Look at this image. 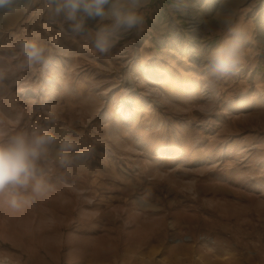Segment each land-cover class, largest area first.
Here are the masks:
<instances>
[{"label": "rangeland", "instance_id": "374dc122", "mask_svg": "<svg viewBox=\"0 0 264 264\" xmlns=\"http://www.w3.org/2000/svg\"><path fill=\"white\" fill-rule=\"evenodd\" d=\"M217 3L191 17L147 10L150 3L143 36L124 37L106 55L44 11L0 13L8 28L0 66L10 70L0 83V128L49 122L95 147L67 169L49 160L54 187L33 206L0 207V264L12 251L65 242L70 233L83 240L76 257L92 264H264V0H240L238 10ZM222 3L251 41L245 63L215 86L214 110L205 113L200 57L223 34L198 25L219 15ZM24 37L48 45L54 71H16L10 53Z\"/></svg>", "mask_w": 264, "mask_h": 264}, {"label": "clouds", "instance_id": "9594fccd", "mask_svg": "<svg viewBox=\"0 0 264 264\" xmlns=\"http://www.w3.org/2000/svg\"><path fill=\"white\" fill-rule=\"evenodd\" d=\"M37 0H0V13L12 12L21 4L30 9ZM49 22L62 21L65 31L87 40L101 55L110 53L121 39L143 36L147 16L145 9L151 0H42ZM219 15L198 26L205 31H220L221 41L200 57L206 74L208 92L200 111L214 110L215 86L236 74L246 61V49L251 41L248 26L237 20L224 3ZM170 9L184 13L179 0H170ZM88 21L95 26L89 27ZM16 71L22 72L37 66L45 72L54 71V56L47 44L36 39H19L11 51ZM10 70L0 66V83L9 80ZM45 103L40 108H45ZM19 125V120L15 122ZM95 152L92 145L82 146L71 131L57 134L49 122L37 123L31 129L8 131L0 128V207L13 213L22 212L34 205L36 198L46 197L53 189L49 168L51 160L62 169L89 160ZM73 190L83 196V190ZM88 203H92L88 200Z\"/></svg>", "mask_w": 264, "mask_h": 264}, {"label": "crops", "instance_id": "0c3cea01", "mask_svg": "<svg viewBox=\"0 0 264 264\" xmlns=\"http://www.w3.org/2000/svg\"><path fill=\"white\" fill-rule=\"evenodd\" d=\"M151 7L147 10L155 11L156 13L166 12L170 11V4H168L167 0H151ZM170 2V1H169ZM179 2L184 5V11L192 12L191 15H193V11H201V9H210L214 8L216 9V5H218L217 0H179ZM225 4L230 9L238 10L240 6H243L244 4L240 3V0H223ZM207 6V8H205ZM19 9L23 10H36V11H43L44 5L42 0H37L35 6L31 7L30 9L27 7L26 4H21L19 6ZM172 13V12H171ZM11 14V13H10ZM196 14V13H195ZM172 15H174L172 13ZM160 16V14H159ZM154 17L157 19L158 15L155 14ZM7 21V20H5ZM0 36L5 32L4 29H8L7 26H4V23L0 22ZM9 27V26H8ZM161 35V32H160ZM75 230V228H74ZM80 236H84L83 234H80ZM74 233H70V237L67 238V240H62L61 238L55 237L54 239H45L42 243V248H37L36 250H26L20 249L10 252V255H8V261L5 264H23L22 259L25 260V263L30 262V264H65L63 258H66L69 262L66 264H92V261H88L86 259H81L76 257V255H81V247L79 246L83 240L80 238H77ZM67 244L66 248L62 249V246ZM76 243L78 245H76ZM62 250H67L66 254H62ZM61 251V253H60ZM22 252V254H21ZM78 252V253H76ZM5 261V262H6Z\"/></svg>", "mask_w": 264, "mask_h": 264}]
</instances>
